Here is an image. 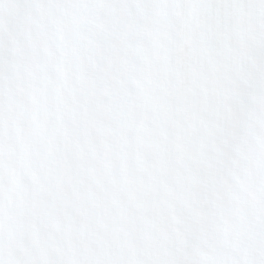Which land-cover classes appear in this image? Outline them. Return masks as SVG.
Returning a JSON list of instances; mask_svg holds the SVG:
<instances>
[{"label":"clouds","instance_id":"9594fccd","mask_svg":"<svg viewBox=\"0 0 264 264\" xmlns=\"http://www.w3.org/2000/svg\"><path fill=\"white\" fill-rule=\"evenodd\" d=\"M0 264H264V0H0Z\"/></svg>","mask_w":264,"mask_h":264}]
</instances>
